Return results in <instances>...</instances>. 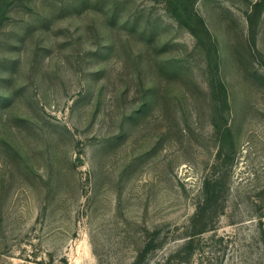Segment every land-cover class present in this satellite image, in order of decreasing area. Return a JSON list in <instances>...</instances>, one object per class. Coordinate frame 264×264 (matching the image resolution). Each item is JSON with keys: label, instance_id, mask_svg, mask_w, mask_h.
Returning a JSON list of instances; mask_svg holds the SVG:
<instances>
[{"label": "rangeland", "instance_id": "374dc122", "mask_svg": "<svg viewBox=\"0 0 264 264\" xmlns=\"http://www.w3.org/2000/svg\"><path fill=\"white\" fill-rule=\"evenodd\" d=\"M187 1L216 70L166 0H0V264H264V0Z\"/></svg>", "mask_w": 264, "mask_h": 264}, {"label": "trees", "instance_id": "16d2710c", "mask_svg": "<svg viewBox=\"0 0 264 264\" xmlns=\"http://www.w3.org/2000/svg\"><path fill=\"white\" fill-rule=\"evenodd\" d=\"M166 3L168 5V9L173 13L176 19L187 26L188 30L203 46L207 57L210 60V65L214 68V70L218 69V53L216 45L212 40L211 33L203 18L193 9L192 5L187 0H166ZM214 83L215 81H212V85H214ZM217 84L219 91L223 93V101L226 103L227 98L225 86L221 81H218ZM211 195L210 197H213V194ZM211 204L210 200L200 201L197 204V208L190 219V237L185 243V246H189L186 247L189 251L194 248V241L196 240L195 237L208 229L206 216L212 208Z\"/></svg>", "mask_w": 264, "mask_h": 264}]
</instances>
